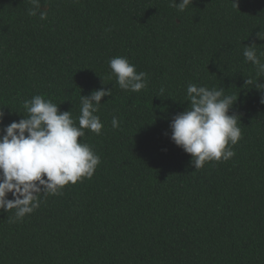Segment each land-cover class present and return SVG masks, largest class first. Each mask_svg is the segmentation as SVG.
<instances>
[{
    "label": "trees",
    "instance_id": "trees-1",
    "mask_svg": "<svg viewBox=\"0 0 264 264\" xmlns=\"http://www.w3.org/2000/svg\"><path fill=\"white\" fill-rule=\"evenodd\" d=\"M43 2L40 20L30 0H0V128L27 118L34 95L78 125L81 95L112 94L96 113L101 134L78 138L100 157L93 176L42 195L22 220L0 210V264H264V104L253 87L264 76L243 56L253 43L264 52V0H193L184 12L169 0ZM117 56L147 73L146 88H119ZM190 83L238 97L228 161L195 169L169 139Z\"/></svg>",
    "mask_w": 264,
    "mask_h": 264
},
{
    "label": "clouds",
    "instance_id": "clouds-1",
    "mask_svg": "<svg viewBox=\"0 0 264 264\" xmlns=\"http://www.w3.org/2000/svg\"><path fill=\"white\" fill-rule=\"evenodd\" d=\"M30 3L27 15L45 20L48 10H42L41 4L46 3ZM192 3L193 0H169V7L184 12ZM233 3L238 8L235 0ZM257 37L264 40L259 32ZM243 56L254 66L258 78L264 76V52L258 55L255 43L245 46ZM108 65L121 90L139 92L147 87V73L137 72L127 58H111ZM253 87L261 92L260 103L264 104V82L257 79ZM164 91L160 89L161 94ZM111 94V88L102 87L81 95L78 125L70 111H60L58 104L34 95L22 102L27 118L0 128V210H15L10 222L22 220L39 208L42 195H62L64 186L93 176L100 157L78 138L85 136V129L101 134L103 124L96 113L102 97ZM187 96L190 106L169 122L170 141L190 155L195 169L210 161H228L235 155L229 145H235L242 135L238 115H229L238 97L225 94L224 88L209 89L192 83L187 86ZM4 116L0 108V124ZM111 124L118 128V119L113 117Z\"/></svg>",
    "mask_w": 264,
    "mask_h": 264
}]
</instances>
